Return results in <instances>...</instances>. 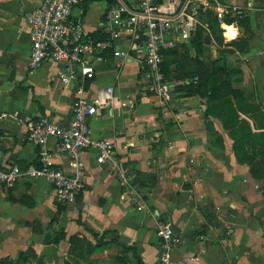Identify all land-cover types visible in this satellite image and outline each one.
Segmentation results:
<instances>
[{
    "label": "crops",
    "instance_id": "crops-1",
    "mask_svg": "<svg viewBox=\"0 0 264 264\" xmlns=\"http://www.w3.org/2000/svg\"><path fill=\"white\" fill-rule=\"evenodd\" d=\"M43 1L0 0V167L40 163L39 146L25 140L29 120L46 115L66 124L74 100L93 99L113 85L118 98L132 102L101 110L89 123L95 139L115 142L139 194H131L109 165L97 162L95 147L80 155L86 186L75 203L58 202L43 178H22L11 187L0 183V260L9 257L8 264H20V253L32 249L25 264H159L161 241L154 227L159 215L179 231L175 260L189 256L188 264H264V224L258 217L264 209L262 181L236 155L233 128L216 114L206 115L205 98L182 91L196 83L197 75L189 72L198 64L191 38L202 26L211 44L204 35L198 43L201 59L208 66L216 60L227 63L231 88L242 90L245 98L229 94L230 105L239 109L241 101L258 109L241 112L238 120H248L257 135L264 132V119L258 117L264 116V0H186L198 22L183 41L188 58L170 66L171 101L159 99L147 73L135 63L124 65L111 50L96 63L95 77L84 82L64 84L60 65L53 62L30 72L25 15ZM113 3L96 0L84 13L83 0L75 18L95 32ZM219 8L226 11L223 24L215 13ZM210 12L220 25L216 31L215 22L207 19ZM245 38V48L231 44ZM176 41L165 51L179 47ZM47 149L53 165L74 171L54 138ZM76 235L87 244L74 249Z\"/></svg>",
    "mask_w": 264,
    "mask_h": 264
},
{
    "label": "built area",
    "instance_id": "built-area-1",
    "mask_svg": "<svg viewBox=\"0 0 264 264\" xmlns=\"http://www.w3.org/2000/svg\"><path fill=\"white\" fill-rule=\"evenodd\" d=\"M82 0H44L25 15L31 41L28 67L30 72L46 62L60 65L59 79L66 85L93 79L96 63L111 50L123 64L135 63L147 73L151 90L163 101L172 100L170 78L164 71L165 49L174 47L175 26L179 27L181 40H189L197 11L183 0H114L104 14L101 33L107 39H98L90 33L81 18L72 19L74 10ZM225 10L219 8L217 17L223 24ZM176 23H179L178 25ZM227 32V30H226ZM224 32V34H226ZM122 44L123 46H120ZM131 99H120L115 87L107 86L93 99L78 98L72 104L71 116L66 124H59L50 116H40L27 122L25 140L40 148V165L27 167L11 165L0 167V183L13 186L22 178L47 180L54 188L58 202L75 203L86 186V174L81 162L82 151L95 147L97 162L107 164L116 172L123 185L133 195L139 194L135 175H128L121 165L116 144L112 139L93 137L90 117L101 110L113 111L117 106H129ZM54 138L56 149L67 153L74 171L67 173L50 161L47 144ZM143 204H138L142 210ZM160 238L159 264H188L192 257L179 260L173 251L179 245L171 222L157 216L154 225ZM201 238H203L201 236Z\"/></svg>",
    "mask_w": 264,
    "mask_h": 264
},
{
    "label": "trees",
    "instance_id": "trees-1",
    "mask_svg": "<svg viewBox=\"0 0 264 264\" xmlns=\"http://www.w3.org/2000/svg\"><path fill=\"white\" fill-rule=\"evenodd\" d=\"M94 1L96 0H84V13L87 12L88 7ZM108 1L111 3L113 0ZM207 19L215 22L211 23V27L214 31H216L220 25L216 17L213 16L212 12L209 13ZM101 31L102 29L100 28L99 30L93 32L92 35L98 39L109 38L108 34H103ZM206 33V30L202 26H198L195 35L191 38L192 46L196 48V61L198 64L196 69H192V71L189 72L196 74L197 79L196 83L188 84V86L182 91H184L186 95L198 94L205 98L207 100L206 115L209 116L216 114L224 120V124L227 128H233L232 133L235 136L234 151L240 160H244L250 164L251 173L256 179L262 181V191H264V132L257 135L250 128L251 125L248 120H238L241 112L248 114L249 111L257 112L258 109L256 107H252L251 105H244L241 103V101L245 100L244 92L242 90H234L231 88L232 70L229 69L226 62L216 60L212 62L211 66H208L205 63V60L201 59V56H203V50L198 47V43H202V39ZM218 39L223 41L221 37ZM248 42V38H245L239 41H232L231 44L245 48ZM164 52V71L170 78V66L175 63L183 65L184 63L182 62L185 61L184 59L188 58L189 49L186 47L184 50L182 48L180 50L179 47H176ZM181 53L183 54L181 55ZM227 89H229L228 93H225ZM229 94H232L235 99L241 100L238 102L240 104L239 109H234V107L230 105L231 100L228 99ZM221 98H225V100H222ZM227 103H229L230 109H226ZM258 117L264 119V116L261 114H259ZM229 123L232 125H229ZM248 147H252L253 152L248 153ZM37 165H40V163H37ZM258 217L264 224V209L260 211ZM54 240L59 241L60 236L56 237ZM71 242L74 249L79 244L81 246L87 244L86 239L79 235L73 236ZM32 252V249L22 251L19 256V263L25 264L27 261H30ZM8 260L9 257L2 258L0 260V264H8Z\"/></svg>",
    "mask_w": 264,
    "mask_h": 264
},
{
    "label": "rangeland",
    "instance_id": "rangeland-1",
    "mask_svg": "<svg viewBox=\"0 0 264 264\" xmlns=\"http://www.w3.org/2000/svg\"><path fill=\"white\" fill-rule=\"evenodd\" d=\"M82 1H83V0H82ZM183 1H186V0H183ZM101 6H104V3H102ZM198 10H199L200 12L204 13V10H203V9L198 8ZM213 11H214V10H213ZM212 13H213V12H212ZM215 13H216V15H217V10H216ZM75 16H76V13H75V10H74V13H73V16H72V19H73V20L76 19ZM173 36H174L175 40H178V41H179V43H180L179 48H182V49L184 50V49L186 48V45H187V44L183 42L184 40H181L182 38H181V35H180V33H179V27H178V26H175Z\"/></svg>",
    "mask_w": 264,
    "mask_h": 264
},
{
    "label": "water",
    "instance_id": "water-1",
    "mask_svg": "<svg viewBox=\"0 0 264 264\" xmlns=\"http://www.w3.org/2000/svg\"><path fill=\"white\" fill-rule=\"evenodd\" d=\"M204 41L207 44H211V38H210V36L209 35H206L205 38H204ZM173 231H174V233L176 235H179V231L175 227H173Z\"/></svg>",
    "mask_w": 264,
    "mask_h": 264
},
{
    "label": "clouds",
    "instance_id": "clouds-1",
    "mask_svg": "<svg viewBox=\"0 0 264 264\" xmlns=\"http://www.w3.org/2000/svg\"><path fill=\"white\" fill-rule=\"evenodd\" d=\"M236 35V32L235 31H233V36H235Z\"/></svg>",
    "mask_w": 264,
    "mask_h": 264
}]
</instances>
